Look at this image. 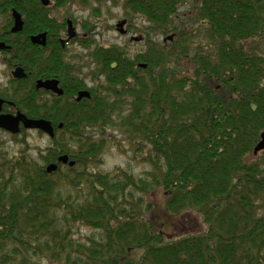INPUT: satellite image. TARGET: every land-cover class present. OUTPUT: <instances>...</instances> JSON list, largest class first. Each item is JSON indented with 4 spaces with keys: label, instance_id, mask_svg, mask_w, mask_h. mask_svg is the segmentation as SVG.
<instances>
[{
    "label": "trees",
    "instance_id": "trees-1",
    "mask_svg": "<svg viewBox=\"0 0 264 264\" xmlns=\"http://www.w3.org/2000/svg\"><path fill=\"white\" fill-rule=\"evenodd\" d=\"M182 4L125 0L172 42L97 48L99 92L27 108L55 135L35 156L0 148V264H264V0H197L184 21ZM108 128L142 175L97 170Z\"/></svg>",
    "mask_w": 264,
    "mask_h": 264
},
{
    "label": "flooded vegetation",
    "instance_id": "flooded-vegetation-1",
    "mask_svg": "<svg viewBox=\"0 0 264 264\" xmlns=\"http://www.w3.org/2000/svg\"><path fill=\"white\" fill-rule=\"evenodd\" d=\"M87 2L88 0H0V116H14L18 112L27 116L26 110L30 106L37 108V114H52L56 100H65L66 88L73 93L71 100L76 102L86 99L83 97L76 100L79 91L86 90L90 95L100 91V80L104 81V75L98 71L93 54L97 48L122 47L91 46L94 30L98 28L97 22L92 19H100L95 0H89V5ZM123 5L128 12L114 23L115 30L128 36L132 43L143 42L144 48L151 41L163 47V42L151 37L150 29L154 26L152 21L134 6L127 7L125 0ZM79 10H89V16L78 17ZM121 21L122 26H118ZM147 25L151 27H146ZM77 48H88V56H91L93 64L89 73L79 74L82 70ZM137 52L139 51L134 52L133 58ZM141 63L143 62L137 63L138 67L144 68L139 65ZM19 73L22 75L19 76ZM88 77L93 83L85 79ZM53 79L57 80L62 94L37 85L38 81ZM19 127V132L33 130L23 128L21 123ZM0 132L8 131L0 128Z\"/></svg>",
    "mask_w": 264,
    "mask_h": 264
},
{
    "label": "rangeland",
    "instance_id": "rangeland-1",
    "mask_svg": "<svg viewBox=\"0 0 264 264\" xmlns=\"http://www.w3.org/2000/svg\"><path fill=\"white\" fill-rule=\"evenodd\" d=\"M194 1L197 0H183V4L177 11L178 13L177 15H179L180 20L184 21L188 18L187 14L190 13L192 8V3ZM95 2L96 5L98 6V10H99L98 18L100 20L92 19V21H95L98 24V28H95L93 33L94 40L91 45L93 48L98 45H102V46L116 45L122 47V50H124L126 54L131 58H133V54L135 51L145 50L143 42L132 43L128 40V36L120 34L113 27L114 23L118 19L125 17L124 15L128 12L123 5L124 0H95ZM89 4L90 2L88 0L87 5ZM77 14L78 17L81 16L86 18L89 16V10H79ZM190 25H192V27L194 28L196 27L195 23L188 22L189 27ZM149 26L151 27V25H147L146 27ZM150 31H151L152 39L158 42H163L164 44H169L172 42V40L165 41L163 39V35L162 34L158 35V32H155L156 30H154L152 27ZM168 38L170 39V36ZM199 40L201 41L203 39H200V36H197L196 38L193 39V41L195 42ZM93 48H89V50ZM76 53L79 54L80 68L82 70V73L79 74L83 75L85 72L89 73V71L93 69V64L91 63L92 61L91 56L90 57L88 56V48H77ZM180 63H181L180 61L177 63V69L179 71H182L184 70V68ZM85 79L88 82L93 83L91 82L89 77ZM100 83L105 84L103 80H100ZM102 94L110 97L111 100L115 99L114 96H112L111 93L108 94L106 90H103ZM89 130L93 131L95 129L89 128ZM38 131L39 130H34V129L23 130L15 135L16 139H14L12 135L8 132H0V148H3V150L7 151V154H11L17 151L21 147L22 144L19 141L25 139L29 148V152L27 153L33 154V156H35L39 149L45 148L50 142V137L48 135H46L41 131H40L41 133H39ZM107 132L113 133L112 135L115 137H112L111 138L112 140L108 141L104 146L101 155V162L97 166V170L101 172H112L116 168H125L130 170L134 174L142 175L144 171L148 169L146 163L138 161L139 159L138 157L134 159L133 154L128 150V145H126L125 141L124 142L122 141L117 145V142L121 139V135L116 133V131H113L112 128H108ZM186 223L187 222L183 220L181 221L179 226L181 227L183 224ZM89 234H91V232L83 227H81L78 232V235L80 237Z\"/></svg>",
    "mask_w": 264,
    "mask_h": 264
},
{
    "label": "water",
    "instance_id": "water-1",
    "mask_svg": "<svg viewBox=\"0 0 264 264\" xmlns=\"http://www.w3.org/2000/svg\"><path fill=\"white\" fill-rule=\"evenodd\" d=\"M123 22L121 21L118 26H122ZM142 67H145V63L139 64ZM21 70V69H20ZM19 76L22 74H18ZM16 76V75H15ZM39 87H43L45 89H50L57 94H62V89L58 87L57 80H45V81H38L37 84ZM90 94L86 90H82L78 92V95L76 97V100L79 101L81 98L86 97L89 98ZM19 123L23 126V128L27 129H35L39 130L46 135H48L50 138L54 137V128L50 120H47L45 118H33L28 117L23 113H17L16 115H2L0 116V128L5 129L11 134H17L19 133ZM62 127V123L58 124V128ZM264 150V132L260 135V139L257 142V144L253 148V153L257 154L259 151ZM57 162H60L61 164L65 165L68 164L69 166H74L75 161L69 160L68 156L66 154L59 155L57 157ZM58 168L57 163H49L45 167V171L47 173L55 172Z\"/></svg>",
    "mask_w": 264,
    "mask_h": 264
}]
</instances>
